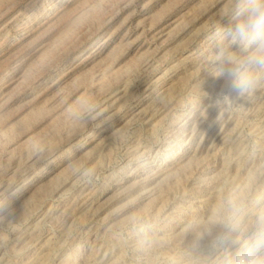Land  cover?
I'll return each instance as SVG.
<instances>
[{
	"label": "rangeland",
	"instance_id": "obj_1",
	"mask_svg": "<svg viewBox=\"0 0 264 264\" xmlns=\"http://www.w3.org/2000/svg\"><path fill=\"white\" fill-rule=\"evenodd\" d=\"M233 3L0 0V264H215L264 195V87L212 73Z\"/></svg>",
	"mask_w": 264,
	"mask_h": 264
},
{
	"label": "clouds",
	"instance_id": "obj_2",
	"mask_svg": "<svg viewBox=\"0 0 264 264\" xmlns=\"http://www.w3.org/2000/svg\"><path fill=\"white\" fill-rule=\"evenodd\" d=\"M219 38L212 73L224 81L228 94L222 96L226 102L234 100L231 93L249 98L264 87V0H234L229 23L219 31ZM78 171L90 178L89 169ZM242 209L241 202L229 197L198 234V239L211 236L216 224L223 229L211 242L215 264H264V195L255 197L247 226Z\"/></svg>",
	"mask_w": 264,
	"mask_h": 264
}]
</instances>
